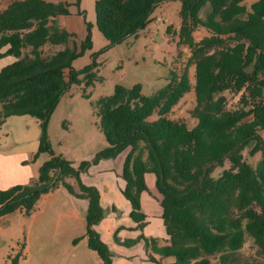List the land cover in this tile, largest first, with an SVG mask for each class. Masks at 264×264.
I'll return each mask as SVG.
<instances>
[{
	"label": "trees",
	"instance_id": "1",
	"mask_svg": "<svg viewBox=\"0 0 264 264\" xmlns=\"http://www.w3.org/2000/svg\"><path fill=\"white\" fill-rule=\"evenodd\" d=\"M170 1L95 0V26L113 47L145 30L153 11ZM177 1L178 36L190 50L194 84L184 71L172 73L150 96L140 85L114 87L94 103L107 146L77 166L54 154L47 128L71 86L87 88L99 80L93 67L72 68L91 49L90 26L77 46L75 35L58 21L71 15V6L83 16L80 0H12L0 11V59H14L0 70V124L15 116L36 119L40 135L31 163L48 155L30 184L0 190V218L16 211L28 216L42 195L62 187L87 201L86 246L100 264H112L113 255L96 231L105 216L99 191L80 176L99 161L123 156L121 192L131 220L142 231L146 216L140 196L147 191L145 175L153 174L168 242L159 246L142 235L120 242L115 234L116 243L131 247L143 240L154 264H239L236 253L249 238L264 258V0ZM196 31L208 36L195 42ZM191 90L194 125L189 126L168 114ZM225 95L232 98L230 105ZM245 153L260 159L253 166ZM67 179L76 181L80 193ZM166 259L172 261L162 262Z\"/></svg>",
	"mask_w": 264,
	"mask_h": 264
},
{
	"label": "rangeland",
	"instance_id": "2",
	"mask_svg": "<svg viewBox=\"0 0 264 264\" xmlns=\"http://www.w3.org/2000/svg\"><path fill=\"white\" fill-rule=\"evenodd\" d=\"M45 1L55 2L56 0ZM69 1L73 2V0ZM94 2L95 0H80L79 10L83 12V16H77L76 8L71 6V15L61 17L59 20L62 28L75 35L77 46L86 37L87 27L90 26L91 49L74 61L72 68L81 70L93 67L99 78L87 88L84 84L71 86L69 92L59 100L49 119L47 133L51 149L55 155L67 161H77V159L88 161L95 153L107 146L98 127L99 118L95 114L94 103L101 97L110 95L114 87L129 88L140 85L142 93L150 96L165 87L172 73L180 76L184 71L187 72L190 85L194 84V65L189 61L190 50L187 46L180 44L178 36L179 1L174 0L159 5L153 11L152 21L145 30L113 47L108 46V42L95 26ZM207 36L203 31H196L194 40L199 42ZM68 45L71 46V42ZM55 50L56 48L52 49V51ZM12 61V57L1 58L0 70ZM84 95L90 96L85 98ZM225 96L230 105L232 98L229 95ZM194 106V93L191 90L172 108L168 117L172 120L185 121L192 126L194 121L191 119L190 112ZM4 121H6L5 124H0V137L3 136L9 140L11 145H14V141L18 143V140H21L20 146L38 141L40 128L36 119L29 116H15L8 117ZM261 135L264 138V131ZM245 157L248 163L254 166L260 159V154L248 157L245 153ZM47 159V154H41L31 163L36 170L35 179L39 168ZM118 160H110L106 163V166H110V171L102 172L101 170L97 178L95 174L89 175L88 170L81 176L87 178L90 176L96 183V179L100 181L105 175L115 179ZM147 178H154V176L149 174ZM19 226L20 222L13 219L4 226H0V264H11L16 247L17 253L23 254L22 247L19 244L17 246L18 242L23 241L24 233L23 228L20 229ZM138 258L136 256L135 259ZM236 258L239 264L251 262L264 264V258L249 238L246 239L243 248L236 253Z\"/></svg>",
	"mask_w": 264,
	"mask_h": 264
},
{
	"label": "crops",
	"instance_id": "3",
	"mask_svg": "<svg viewBox=\"0 0 264 264\" xmlns=\"http://www.w3.org/2000/svg\"><path fill=\"white\" fill-rule=\"evenodd\" d=\"M11 1L0 0V11ZM248 1L252 3L257 0ZM5 122L3 121V124ZM20 141L18 140V143L14 141V145H11L9 140L0 137V190L30 184L35 177L36 170L31 166V159L37 151L38 141L26 146H20ZM117 159L119 160L116 164L115 179L105 175L100 181L96 179V183L90 176L88 178L80 176L83 184L95 186L99 190V202L105 216L97 225L96 231L113 255L112 264H154L147 257L143 240L131 247H125L116 243L114 235L116 234L120 242L135 240L142 235L147 239L156 240L159 246L167 244L168 236L161 219L162 209L155 189L156 178L153 174L154 178H147L149 174L145 175L147 191L141 193L140 204L146 219L145 226L140 231L136 229L137 224L129 216L131 206L121 192L124 187V182L120 178L123 156ZM81 161L83 160L77 159L72 162L77 166ZM109 161L102 160L96 165H91L88 169L89 175L95 174L97 178L101 170L109 172L110 166H106ZM73 180L67 179L66 182L76 193H80L76 181L74 180V183ZM87 205L86 200L71 197L62 187H57L40 197L36 211L30 215L25 216L16 211L1 217L0 226L13 219L20 222V229L23 228V241L17 243V246L19 244L22 247L23 254H20L17 264H100L96 253L87 248L84 238ZM77 239L79 241L74 243ZM17 254L19 253L16 247L14 257ZM136 256L139 257V261L135 259ZM171 261L172 259H166L162 262Z\"/></svg>",
	"mask_w": 264,
	"mask_h": 264
}]
</instances>
